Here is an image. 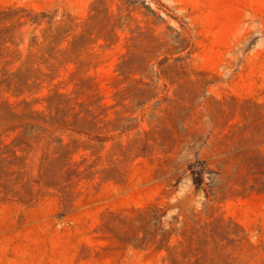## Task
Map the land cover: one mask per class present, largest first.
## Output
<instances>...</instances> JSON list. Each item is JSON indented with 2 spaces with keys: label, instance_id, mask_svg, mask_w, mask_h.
Returning a JSON list of instances; mask_svg holds the SVG:
<instances>
[{
  "label": "rangeland",
  "instance_id": "374dc122",
  "mask_svg": "<svg viewBox=\"0 0 264 264\" xmlns=\"http://www.w3.org/2000/svg\"><path fill=\"white\" fill-rule=\"evenodd\" d=\"M22 8L70 63L0 102L48 111L58 85L94 104L19 151L0 264H264V0H0Z\"/></svg>",
  "mask_w": 264,
  "mask_h": 264
},
{
  "label": "trees",
  "instance_id": "16d2710c",
  "mask_svg": "<svg viewBox=\"0 0 264 264\" xmlns=\"http://www.w3.org/2000/svg\"><path fill=\"white\" fill-rule=\"evenodd\" d=\"M7 23L10 25L6 26ZM28 24L34 25L32 33L37 35L26 43V32L22 29ZM55 24L53 16L45 12L35 13L25 8L0 11L1 96L20 98L41 93L46 83L52 85L60 77L62 68L70 63V58L66 57L65 51L60 48L66 31ZM78 86L85 89L92 87L85 80ZM9 98L0 102V198L2 200H8L10 196L22 199L20 191L15 189V183L22 175L23 162L19 151H22L23 145L40 133H49L52 136L58 129L83 132L81 129L88 123L87 115L92 114L89 107L94 104V102L89 105L85 102H77L69 94L60 92L58 85H55L53 93L46 99L48 111L34 110L27 99L13 103ZM77 106L81 110L76 111ZM13 134H16L15 137L7 143ZM55 141L61 145V148H65L63 137Z\"/></svg>",
  "mask_w": 264,
  "mask_h": 264
}]
</instances>
